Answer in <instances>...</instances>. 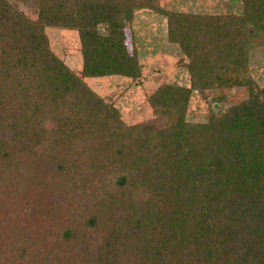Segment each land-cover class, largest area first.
Here are the masks:
<instances>
[{"label": "trees", "instance_id": "trees-1", "mask_svg": "<svg viewBox=\"0 0 264 264\" xmlns=\"http://www.w3.org/2000/svg\"><path fill=\"white\" fill-rule=\"evenodd\" d=\"M33 1L36 19L0 0V264H264V86L247 69L264 43V0L220 14ZM140 8L165 14L190 73L188 86L148 95L146 125L84 79L140 77L118 19ZM46 27L77 30L79 73ZM232 85L248 95L222 111L214 96L205 119L187 118L194 90Z\"/></svg>", "mask_w": 264, "mask_h": 264}, {"label": "rangeland", "instance_id": "rangeland-1", "mask_svg": "<svg viewBox=\"0 0 264 264\" xmlns=\"http://www.w3.org/2000/svg\"><path fill=\"white\" fill-rule=\"evenodd\" d=\"M32 19L37 17L33 0H10ZM158 6L167 10L203 14L238 13L241 0H156ZM129 47L136 49L141 69L140 77L133 80L122 75L85 77L87 84L106 102L118 108L122 119L129 124L143 125L154 123V115L148 104V95L162 83H177L188 86L190 73L185 63L187 57L177 43L167 38V19L156 9L140 8L127 15L120 14ZM49 46L75 72L81 68L80 42L76 29L66 27H46ZM131 40V43H130ZM259 40V39H257ZM248 74L258 87L264 86V43H254L249 49ZM248 95L245 86L232 85L223 89L194 90L191 94L187 118H206L213 97L221 99L216 110H224L230 103L240 101ZM209 104H211L209 106Z\"/></svg>", "mask_w": 264, "mask_h": 264}]
</instances>
